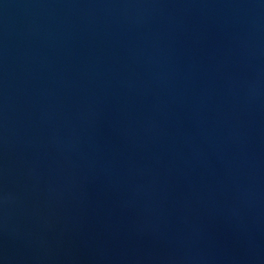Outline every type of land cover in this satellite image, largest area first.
Returning <instances> with one entry per match:
<instances>
[{
	"label": "water",
	"instance_id": "95a60500",
	"mask_svg": "<svg viewBox=\"0 0 264 264\" xmlns=\"http://www.w3.org/2000/svg\"><path fill=\"white\" fill-rule=\"evenodd\" d=\"M0 264H264V0H0Z\"/></svg>",
	"mask_w": 264,
	"mask_h": 264
}]
</instances>
